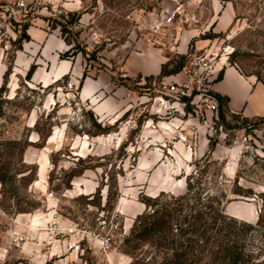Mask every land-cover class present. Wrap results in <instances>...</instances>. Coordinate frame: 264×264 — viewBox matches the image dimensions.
I'll list each match as a JSON object with an SVG mask.
<instances>
[{
    "label": "rangeland",
    "instance_id": "rangeland-1",
    "mask_svg": "<svg viewBox=\"0 0 264 264\" xmlns=\"http://www.w3.org/2000/svg\"><path fill=\"white\" fill-rule=\"evenodd\" d=\"M161 2L82 0L78 10L30 23L26 31L28 38L21 39L20 46L22 24L16 26L6 46L0 43L4 50L0 82V166L7 173L4 182L0 181V264H121L123 259L127 264H149L166 255L163 248L126 241L130 232L127 219L132 218V226L137 214L134 216L131 207L123 212V205L161 192L154 184L156 165L140 170L138 163L144 154L159 150L163 154L165 149L160 145L176 141L165 122L172 117L186 119L189 108L178 105L177 109L165 110L157 106L152 80L142 79L141 75L125 77L120 68L128 52L140 50L138 42L144 40L141 27L146 24L143 19L157 11ZM236 4L235 22L229 29L219 33L210 29L200 38L209 39L206 47L219 49L224 54L220 58L237 66L243 74H253L264 82V27L257 22L261 1L236 0ZM32 28L44 34L38 44L50 35L61 39L64 48L59 58L77 61L81 77L83 73L85 77L108 73L115 86L125 88L123 93H113L109 88L82 98L79 95L81 77L75 79L71 74L60 76L48 86L31 85L33 72L50 71L53 67L31 42L37 41L29 32ZM193 48H196L194 40L188 51ZM19 50L28 58L31 55L32 62L16 69L14 55ZM173 58L177 59L175 55ZM111 96L116 100L117 110L101 122L111 130L95 138L98 120L91 105L95 99ZM140 110H144L143 114L136 115V124L127 131L122 125L124 119L128 113ZM219 120L222 130L210 135L209 142L215 140L231 146L240 143L242 132L249 135L246 148L242 146L235 164V174L226 176L223 167L229 161L213 158L212 150H207L202 156L190 159L189 167L184 168L188 173L186 178L204 192L224 193L225 208L229 204L239 205L236 204L239 201L253 202L251 207L258 217L262 216V222L257 220L254 228L240 237L245 248L255 255L252 263L264 264V120L229 110L224 113L225 123L221 117ZM196 129H186L192 135L193 148L198 137ZM147 136L149 140L145 141ZM176 154L181 155L177 149ZM44 155L45 180L40 182ZM169 158L178 167L184 165L179 164V158ZM84 166L87 168L83 169ZM76 180H80L84 189L93 185V190L80 193L75 188ZM185 192L186 184L174 195ZM50 213L52 220L43 223L44 219H36L37 231H31L29 215ZM56 219L58 225L74 227L75 234L64 232L60 226L54 227ZM43 231L45 234L41 236ZM106 235L111 238L110 244L103 246L100 239ZM75 241H79L80 249L69 248V243ZM54 244L57 249L53 252ZM67 252H74V257L66 258L63 254Z\"/></svg>",
    "mask_w": 264,
    "mask_h": 264
},
{
    "label": "crops",
    "instance_id": "crops-1",
    "mask_svg": "<svg viewBox=\"0 0 264 264\" xmlns=\"http://www.w3.org/2000/svg\"><path fill=\"white\" fill-rule=\"evenodd\" d=\"M259 1H261V5L257 14V22L263 24L264 27V0ZM176 5H179L181 16L184 18V23L181 24V30L178 33L177 39L180 53L187 52L189 49V44L193 40L195 41V46L197 49L208 46L209 39H206L205 37L204 39L200 38L201 34L210 29L218 33L224 32L235 22L237 11L236 0H162L160 3V6L167 8H172ZM150 17L151 14H149L148 17H145L143 22H148ZM29 32L37 40L36 42H31L35 46H38L39 50L43 52L42 56L48 62H52L53 64V67L50 71L40 72L37 70L33 72L29 82L31 85L35 83L42 86H48L56 82L60 76L68 74H71L75 79L81 77V70L77 61L73 62L71 60L59 58V53L62 52V48H64V43L61 39L50 35L46 37V39L41 44H38V42L41 41L44 36L42 31L32 28L29 29ZM161 45L162 46H153L145 43L144 40L138 42V48L140 50H132L128 52L121 63L120 68L122 74L125 77L141 75L142 79L151 78V80H153L158 78L162 65L168 61L169 57H171V54H174L173 52L166 49V40H161ZM3 54L4 50L0 48V82L3 80ZM44 54H46L48 57H45ZM31 58V55L28 58V56L24 54L23 50H19L14 55V67L16 69L19 67H27L32 62ZM219 66L221 67L222 74L218 80H215L212 83V91L222 96L228 97L227 107L229 111L233 113H241L248 117H264V82L259 80L253 74H243L237 66L228 63L223 58L220 59ZM17 72L15 73L18 74ZM182 78L183 76L181 73H176L161 76L158 80L163 79L164 81H170L173 79L179 80ZM109 88H111L113 93L116 94L123 93V90H125L124 87L115 86L110 75L103 72L95 76H86L82 80L79 95L82 98H88L90 95L96 94L98 91L104 92ZM117 107L118 105L116 104V100L114 102L111 96L104 97L103 99L99 100L95 99L91 105V110L98 122L101 123L103 122L104 118H107L108 120L111 117L112 112L117 110ZM193 121L194 120L191 118L180 119L179 117H172L168 122H165V124L167 123L166 125L168 126L182 125V127L185 128L187 124ZM101 124L104 125L106 123ZM162 125L163 123H161V127ZM196 132H198V137L195 141V146L192 152L187 150L181 141L176 140L172 143L168 142L167 145H160L165 149V151L163 150V154L159 149L157 153L156 151H151L144 154L142 159L139 161L138 168H140V170H145L152 164L156 165L155 173H157V175L155 179L156 182L154 184L158 186V190H166L172 194H176L178 190H181L185 187V178L188 173L184 171V168L189 167L188 162L193 158V156H196V158L202 156L209 147L210 135L206 133L205 128L198 125ZM160 136L163 137L162 134H160ZM97 137H100V135H95V138ZM146 140H149V136L145 138V141ZM242 146L243 145L241 143L233 144L231 146H223L220 143H216L213 150L211 151L213 158H224L229 161L223 167V173L226 176L231 177L235 174V164L238 161L239 154L242 153ZM176 149L181 153L182 157L181 155L176 154ZM166 155L167 157L170 155L169 157H174V159L179 158V164L184 165H180L181 167H178V165H175L173 160H169V157L164 160ZM45 168L46 155H44L43 161L40 163V182L45 180ZM178 170L180 173H177ZM74 184L75 188L80 193H84L87 190L91 192L94 188L92 185L84 189L82 183H80V180H76ZM150 195L156 194L152 193ZM121 199L123 200L122 202H124L125 198L122 197ZM130 202L131 203H124L123 212L126 213L129 210V207L134 210V216L144 211L145 204L141 201L132 200ZM236 204L239 205L229 204L226 207V212L235 218L253 224L256 223L258 220V214L251 207V205H254L253 202L239 201ZM234 206L236 207L233 208ZM39 218L44 219V223L45 221H50L52 219V215L51 213L47 216L41 214L29 215V227L31 231H37L35 230L36 225L34 221L35 219ZM131 221L132 218L127 219L128 229L131 227ZM44 234V231L40 232L41 236ZM52 247V251L54 252L57 249L56 244H54ZM67 253L63 254L64 256H67L66 258H69L70 256L74 257V252ZM52 255H54V253H52ZM121 264H127V260L123 259Z\"/></svg>",
    "mask_w": 264,
    "mask_h": 264
},
{
    "label": "trees",
    "instance_id": "trees-1",
    "mask_svg": "<svg viewBox=\"0 0 264 264\" xmlns=\"http://www.w3.org/2000/svg\"><path fill=\"white\" fill-rule=\"evenodd\" d=\"M26 28L27 24H24L20 29L19 46L21 39L28 38ZM173 55L177 57L176 60L171 59ZM173 55L162 65L157 81L161 76L178 73L186 63L185 53ZM32 67L33 65L26 73L27 78H30ZM221 74L220 69L215 80ZM84 77L83 73L81 82ZM213 95L218 100L219 117L224 122L225 110H229L228 97L215 92ZM257 118L264 120V117ZM95 124L97 130L93 135L111 130L100 122L95 121ZM215 143V140L209 142L208 151L213 150ZM85 168L87 167L84 166L83 169ZM6 177L7 173L0 166V181L4 182ZM224 196V193L204 192L189 177L186 178V192L183 194H166L161 191L153 197L141 196L140 201L145 204V209L136 215L126 241L150 244L166 250V255L160 261L149 264H253L255 255L245 248V243L241 241L243 237L240 236L253 229L254 225L227 214ZM261 222L262 216L259 215L258 223Z\"/></svg>",
    "mask_w": 264,
    "mask_h": 264
},
{
    "label": "built area",
    "instance_id": "built-area-1",
    "mask_svg": "<svg viewBox=\"0 0 264 264\" xmlns=\"http://www.w3.org/2000/svg\"><path fill=\"white\" fill-rule=\"evenodd\" d=\"M82 0H0V43L10 39L15 33L16 26L22 27L37 19L49 20L65 12L78 10ZM151 17L142 25L144 30V42L153 46H162L161 40H166V49L174 53H180L178 49V33L181 30V24L184 18L181 16L179 5L172 8L160 6L157 11L150 13ZM21 29V28H20ZM187 55L186 63L178 72L181 73L182 79H173L164 81L163 79L152 80V85L156 87L157 94L153 97L156 105L165 110L177 109L178 105L187 106L191 118L194 121L186 125L187 128L193 129L197 126L204 127L209 135L222 130V123L219 120L218 100L213 95L212 83L219 74L220 57L224 55L219 49L209 47L193 48L185 52ZM145 97V96H143ZM145 104V102L143 103ZM147 105H144L146 107ZM179 108V107H178ZM144 110L139 113H128L127 118L123 121V127L130 131L136 124V115L143 114ZM170 125L169 129L174 132L173 139L181 141L187 150H193L192 135L186 131L187 128ZM190 131V130H188ZM249 141V135L242 132L240 143L245 146ZM54 227L60 226L63 231L73 234L74 227H62L56 219ZM75 234V233H74ZM110 236H102L100 242L103 246L110 244ZM69 248L80 249L79 241L70 242ZM257 264V263H253Z\"/></svg>",
    "mask_w": 264,
    "mask_h": 264
},
{
    "label": "bare ground",
    "instance_id": "bare-ground-1",
    "mask_svg": "<svg viewBox=\"0 0 264 264\" xmlns=\"http://www.w3.org/2000/svg\"><path fill=\"white\" fill-rule=\"evenodd\" d=\"M42 166H43V165H42ZM42 170H43V169H42ZM39 219H40V218H39ZM52 219H53V217H52ZM52 219H51V220H52ZM35 220H36V219H35ZM38 221H39V220H38ZM61 226H62V225H61ZM62 227H65V226H62Z\"/></svg>",
    "mask_w": 264,
    "mask_h": 264
}]
</instances>
